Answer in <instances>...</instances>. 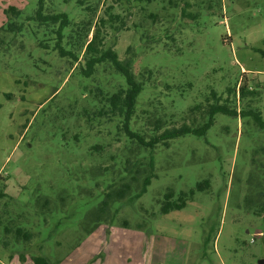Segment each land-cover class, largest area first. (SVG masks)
<instances>
[{"label":"rangeland","instance_id":"rangeland-1","mask_svg":"<svg viewBox=\"0 0 264 264\" xmlns=\"http://www.w3.org/2000/svg\"><path fill=\"white\" fill-rule=\"evenodd\" d=\"M36 1L0 0V26L5 23L3 9L15 6L30 13ZM171 1L132 8L130 14L113 5L122 12L125 28L119 33L101 29L103 45L113 47L121 60L133 58V71L141 80L147 78L133 129L149 137L155 116L166 128L198 126L212 103L239 116L216 114L205 136L159 145L155 178L146 193L133 203L111 206L113 222L99 224L95 218L108 174L90 167L83 149L102 140L95 137L88 144L80 137L77 142L72 136L79 130H62L81 116L82 87L91 79L75 66L67 67L50 49L46 54L33 48L34 42L24 36L23 51L19 37L7 49L0 46L1 221L14 218L16 226L27 223L35 234L33 200L55 198L54 210L59 197L66 201L64 208L44 217L45 223L41 220L42 228L38 225L48 246L37 250L35 238L12 249V243L0 242V264H31L30 257L39 254L62 264H258L264 259V213L254 215L246 206V199L264 200L258 196L264 190V129L248 114L258 113L264 120V0ZM112 2L100 0L94 20L106 18ZM60 9L73 15L75 23L85 20L84 12L67 4ZM189 12H197V19H189ZM54 57L49 66L46 61ZM243 85L244 95L238 90ZM198 104V110L188 111ZM101 133L107 130L102 127ZM118 135L108 153L142 156L136 146L125 147L123 133ZM147 158L145 153V163ZM207 180L210 187L196 191L183 208L161 213L169 190L176 196ZM50 204L38 207L45 210Z\"/></svg>","mask_w":264,"mask_h":264},{"label":"trees","instance_id":"trees-1","mask_svg":"<svg viewBox=\"0 0 264 264\" xmlns=\"http://www.w3.org/2000/svg\"><path fill=\"white\" fill-rule=\"evenodd\" d=\"M54 1L37 0L30 13H25L24 10L15 6H8L3 9L5 23L0 26V46L3 50L7 49L15 39L19 37L21 42L24 36L34 42L35 46L33 48L39 47L46 54V50L50 49L49 51L55 53L56 57L65 59L67 67L73 68L75 66L78 73L91 79L89 86L82 87L83 91L81 93L84 96L81 116L75 117V124H70L69 127L62 130H67L66 134H69L70 131L75 132V129L79 130L78 134L72 136L77 142H79L80 137H82L83 143L88 142V144L93 143L95 137L102 140L101 145L85 147L83 158L90 167H98L99 174H108V184L101 191V201L98 203L95 221L99 224L100 222L109 221L112 223L113 216H109L111 206L115 205L116 209L124 200L133 203L146 193L152 179L155 178L154 154L159 145L167 146L170 141L185 136L203 137L213 125L216 114L237 118L239 113L223 104L212 103L205 111V120L198 126L184 123L178 127L166 128L163 120L155 116L153 121L150 120L152 134L149 137H146L142 131H135L133 125L136 122L134 118L137 114L138 99L144 91L147 78L143 81L140 79V74L133 71V58L127 57L121 60L113 47L103 45L101 29L107 26L112 28L114 33L124 30L123 14H121L122 12H115L113 5L119 6L121 11L130 14L132 8L144 10L156 3L159 4L160 0H113L112 4L106 8V18L100 16L98 20H94V17L97 14L100 0H57L58 4H55ZM171 2L169 0V3ZM61 3L71 6L74 11L84 12L85 20L82 19L80 22L75 23L73 15L71 17L60 9ZM211 8L212 6L208 5L206 9L210 10ZM181 11L184 14V10L181 9ZM187 15L189 19H197L198 17L197 12H189ZM149 17L153 19L157 18V15L150 13ZM39 34H41V38L38 39ZM89 35H91L90 38ZM23 44L24 42H21V51H23ZM128 50H130V47ZM54 59L55 57L52 61H46V63L51 66ZM80 59L83 61H80ZM147 73L150 74L151 72L147 70ZM238 90L244 95L246 86L243 85L242 88L239 86ZM212 95H214L213 92ZM69 106L73 108L71 105ZM199 108L200 104L194 105L188 111L198 110ZM60 110L65 111L67 117L70 116L65 107ZM95 111L97 113L93 114ZM246 114L242 112V116ZM248 114L252 116L254 123L260 129H264V120L260 118L258 113L249 112ZM93 115L98 117H94V119ZM102 127L107 130L106 134L101 133ZM112 130L114 133L111 132ZM89 132H92L93 135H90ZM120 133L124 135L123 144L125 147L131 149V145L136 146L142 154L141 157L132 158L128 156V153L120 154L121 152L108 153L109 144L114 138L119 137L118 134ZM110 134L113 136L109 137ZM145 153L148 155L146 163L144 160ZM139 177L141 178L140 185L137 184ZM134 184L137 190L130 196ZM209 187V181L207 180L197 183L194 188L187 192H179L176 196L169 190L163 196L161 213L165 214L171 210L183 208L186 202L192 199L196 191H203ZM258 196H264V190L260 191ZM2 197H5V194L0 192V199ZM173 197H176L174 201L172 200ZM40 199H42L40 206L43 203L45 205L48 201L51 204L45 210H41L39 209ZM58 199H60V202L58 201L60 205L56 210L50 207L54 203L51 200L56 201L55 198L45 197L33 200L35 203V234L27 229V223L23 225L20 223L16 226V219L10 218L2 222L0 216V225H3L2 235H0L2 245L7 246L12 243V249L19 247V245L28 244L35 238L37 250H41L44 245L48 246L46 243L48 238L41 235L38 225L42 228L41 220L43 219L44 223L46 220L44 217L64 208L65 199L63 197ZM246 202V206L249 204L247 208L253 211L252 214L264 213V200L256 202L246 199ZM122 226L126 227L127 222L123 221ZM50 257L42 254L31 256V264H62L61 260L52 261ZM19 258L24 261L25 255L20 253Z\"/></svg>","mask_w":264,"mask_h":264},{"label":"water","instance_id":"water-1","mask_svg":"<svg viewBox=\"0 0 264 264\" xmlns=\"http://www.w3.org/2000/svg\"><path fill=\"white\" fill-rule=\"evenodd\" d=\"M258 264H264V259L263 260H259Z\"/></svg>","mask_w":264,"mask_h":264}]
</instances>
